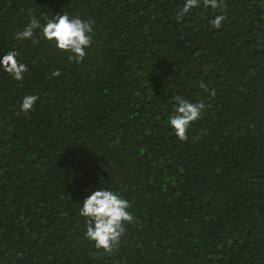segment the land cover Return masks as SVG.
I'll return each instance as SVG.
<instances>
[{"label": "trees", "instance_id": "obj_1", "mask_svg": "<svg viewBox=\"0 0 264 264\" xmlns=\"http://www.w3.org/2000/svg\"><path fill=\"white\" fill-rule=\"evenodd\" d=\"M184 2L0 0V58L28 68L0 66V264H264V0ZM64 13L94 21L82 63L16 38ZM177 95L206 105L186 142ZM101 188L135 217L111 254L79 215Z\"/></svg>", "mask_w": 264, "mask_h": 264}, {"label": "clouds", "instance_id": "obj_2", "mask_svg": "<svg viewBox=\"0 0 264 264\" xmlns=\"http://www.w3.org/2000/svg\"><path fill=\"white\" fill-rule=\"evenodd\" d=\"M205 7L212 9L226 8L223 0H202ZM201 5V0H185L183 7L177 13L176 19L182 21L186 14ZM224 15H217L210 21V24L220 29ZM94 21L83 20L78 16L70 17L68 14H57L54 18L48 19L45 25H41L39 20L33 17L23 31H18L17 39H32L37 29L41 30L42 37L48 42H53L55 46L68 53L70 62L79 64L86 57V49L91 47ZM33 43L38 41L33 40ZM18 53L10 51L0 58V66L14 80L22 81L24 73L28 71L25 64L20 63L16 57ZM54 77H59L61 72L54 71ZM201 89L215 97L214 89H209L204 82L200 84ZM39 97L36 95H26L21 103V111L27 114L30 112ZM206 105L203 101L198 103L190 102L182 96L175 97L174 115L169 117V123L174 130V134L180 141H188L187 132L192 123L200 119ZM132 207L129 200L111 190L100 189L92 192L83 202L79 215L85 218L87 225L86 238L94 242L97 250H103L111 254L118 249L122 237L127 231V225L135 222L134 215L129 211Z\"/></svg>", "mask_w": 264, "mask_h": 264}]
</instances>
